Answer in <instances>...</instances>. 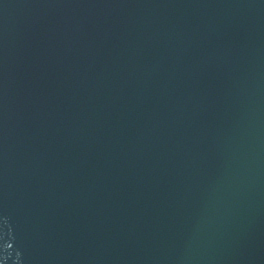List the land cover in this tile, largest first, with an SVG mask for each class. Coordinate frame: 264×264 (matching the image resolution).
<instances>
[{"label": "water", "instance_id": "95a60500", "mask_svg": "<svg viewBox=\"0 0 264 264\" xmlns=\"http://www.w3.org/2000/svg\"><path fill=\"white\" fill-rule=\"evenodd\" d=\"M0 264H264V0H0Z\"/></svg>", "mask_w": 264, "mask_h": 264}]
</instances>
